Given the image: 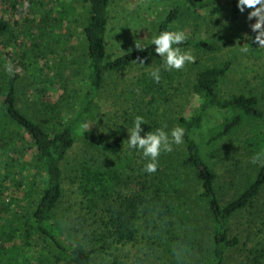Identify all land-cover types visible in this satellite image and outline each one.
I'll use <instances>...</instances> for the list:
<instances>
[{"label": "rangeland", "instance_id": "1", "mask_svg": "<svg viewBox=\"0 0 264 264\" xmlns=\"http://www.w3.org/2000/svg\"><path fill=\"white\" fill-rule=\"evenodd\" d=\"M231 5L232 0H110L106 60L139 50L136 44L144 47L151 44L158 34L159 23L173 8L178 17L170 25V31L183 30L187 39L207 41L214 50L206 51L195 45L184 48L192 51L195 61L180 70H166L164 60L155 54L143 65L134 63L105 74L87 128L111 144L120 141V149L117 154L105 153L89 143L76 142L63 162V197L53 214L54 222L75 235L76 241L92 252L97 264H204L207 259L211 225L205 208L197 203L199 185L191 173L180 172L181 144L173 145V150L161 157L169 184L173 187L179 181L178 176L181 178L180 199L172 203L176 214L170 217L171 225L162 223V238L148 224L154 216L150 212L152 206L143 208L144 215L138 216L133 240L117 242L116 238L100 234L98 225H103L98 222V214L102 208L87 206L76 172L78 167L89 164L100 169L118 166L123 170L127 163V171L130 165L136 167L140 151L130 149L127 142V130H131L133 120L143 116L146 124L141 125L142 136L165 124V131L176 127L178 118L189 116L197 103L192 85L201 69L227 63L228 69L218 84L220 97L254 96L263 114L260 118L243 119L229 134L209 142L208 136L215 133L219 121L237 113L209 109L200 127L191 134L204 161L217 175L221 200L237 196L264 161V47L254 42L251 24L255 18L247 19L251 9L244 13L238 10L233 17ZM88 15L84 0H0V21L9 26L8 32L0 35V106L10 76L5 65L11 61L13 74L18 75L17 106L27 117L44 129L54 126L57 120L67 123L74 117L87 88L83 28ZM155 68L161 70L159 83L149 77ZM4 120L0 110V197L4 202L19 201L13 209L21 214L39 198L43 173L36 165L31 139ZM9 132L11 139L5 145L3 137ZM4 147L15 151L11 154L13 158L6 156L4 152L9 151H4ZM17 166L20 173H14ZM128 178L121 182L124 189L134 183H129ZM176 193L174 190L173 195ZM229 226L232 234L239 235L240 244L229 252L226 264L250 262L249 251L264 238V188L251 206L230 220ZM183 235L191 239L190 244L179 243ZM165 241L169 243L165 245ZM37 246L40 257L46 263L51 261L56 252L54 247L47 248L41 240Z\"/></svg>", "mask_w": 264, "mask_h": 264}, {"label": "trees", "instance_id": "2", "mask_svg": "<svg viewBox=\"0 0 264 264\" xmlns=\"http://www.w3.org/2000/svg\"><path fill=\"white\" fill-rule=\"evenodd\" d=\"M84 2L88 5L89 12L83 28L87 88L74 117L67 123L57 120L54 126L44 129L39 123L27 117L17 106L15 86L18 75H10L5 84V96L0 106L5 119L4 123L8 122L9 127L19 129L31 139L36 165L43 173V189L36 202L30 203L24 210L21 209V214L13 209L19 201L4 202L0 197V264H97L92 252L82 243L77 242L75 235L59 227L53 220V214L63 197V162L68 151L78 141L89 143L105 153L117 154L121 145L120 141L111 144L87 128V122L94 110L105 74L139 63L141 60L145 61L157 53L154 51V45L149 44L143 49L125 52L111 60H106L105 40L110 0H84ZM236 3L237 0H232L233 17L238 12ZM177 17V10L171 9L159 23L158 33L170 31V25ZM8 30V24L0 21V35ZM190 45L206 51L214 50L207 41L194 42L190 39H187L180 47L186 48ZM227 69L228 65L224 63L220 66L205 67L197 72L192 85V93L197 103L189 116L178 118V125L186 130L181 144L183 156L179 161L180 172L191 173L193 180L199 185L197 203L205 208V216L211 225L209 227L210 247L204 264L227 263L229 252L237 249L240 244V237L231 233L229 222L237 213L251 206L252 201L264 188L263 161L254 178L237 196L222 201L217 189V175L214 169L204 161L200 146L191 137L192 132L200 127L202 118L209 109L237 111L223 121H219L215 133L208 136L209 142L229 134L245 118L262 117L263 114L257 106L258 100L254 96L239 94L228 98L220 97L218 84ZM3 132L6 130L4 129ZM10 139V132L7 137L6 134L4 135L5 145ZM3 150L9 151L4 153L13 158L11 154L15 153L14 150H8L6 147ZM162 154L158 158L159 164L155 173L144 171V165L148 161L141 152L137 155L140 163L136 167L130 165L129 171L125 169L127 163L124 164L123 170L118 166L100 169L91 164L76 169L78 187L88 202L87 206L102 208L98 214V222H102L103 226L100 227V224H97L100 234L108 235L113 240L116 238L117 242L133 240L136 234L134 226L136 227L138 216L144 215L143 208L152 206L150 212L154 216L148 224L153 225L162 238L161 236L164 235L162 223L165 222L169 226L173 222H170V217L176 214L173 209L176 206L172 203L180 199L178 191H181L179 176V181L176 180L173 187L164 177L166 166L161 158ZM136 161H138L137 158ZM17 172H21L19 167L14 173ZM127 177H129V183H134H128L129 185L124 189L120 185ZM174 190L177 192L176 195H173ZM92 218L95 219V216ZM174 239H177V236ZM40 240L46 243L47 248L52 246L56 250L54 257L48 263L40 257L37 246ZM178 240L182 246L191 243L187 235L181 236ZM164 243L166 245L169 241ZM253 249L249 251L252 257L250 262L245 264H264V238H260Z\"/></svg>", "mask_w": 264, "mask_h": 264}, {"label": "clouds", "instance_id": "3", "mask_svg": "<svg viewBox=\"0 0 264 264\" xmlns=\"http://www.w3.org/2000/svg\"><path fill=\"white\" fill-rule=\"evenodd\" d=\"M236 7L240 13H244L246 9H251L248 12L247 19L253 20L255 23L251 24V30L255 33L254 42L259 47H264V0H237ZM187 40V35L183 30L175 31H161L155 35L151 40V45H154V51L163 60L166 70H180L185 67L187 63L195 61V56L190 49H184L180 45ZM138 49L145 48L142 44L137 45ZM246 51V49H245ZM143 65V60L140 61ZM5 71L13 74V67L11 61L5 65ZM160 68H155L151 71V79L159 83L161 80ZM133 126L128 131V147L140 151L143 157L148 161L144 165V171L147 173H155L159 164V157L162 152H171L173 145H180L183 143L185 135V128L177 125L170 131H165L167 125L157 128L155 131H149L143 136L141 133L143 129L142 124H146L143 116H136L132 122Z\"/></svg>", "mask_w": 264, "mask_h": 264}]
</instances>
